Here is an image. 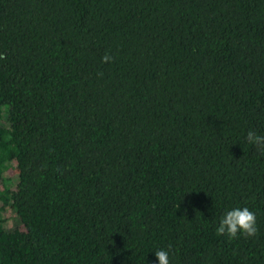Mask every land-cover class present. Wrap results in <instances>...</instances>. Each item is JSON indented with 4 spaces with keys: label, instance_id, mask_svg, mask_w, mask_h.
Returning a JSON list of instances; mask_svg holds the SVG:
<instances>
[{
    "label": "trees",
    "instance_id": "16d2710c",
    "mask_svg": "<svg viewBox=\"0 0 264 264\" xmlns=\"http://www.w3.org/2000/svg\"><path fill=\"white\" fill-rule=\"evenodd\" d=\"M249 130L264 0H0V264H264Z\"/></svg>",
    "mask_w": 264,
    "mask_h": 264
},
{
    "label": "clouds",
    "instance_id": "9594fccd",
    "mask_svg": "<svg viewBox=\"0 0 264 264\" xmlns=\"http://www.w3.org/2000/svg\"><path fill=\"white\" fill-rule=\"evenodd\" d=\"M103 61L110 62L111 56L106 54ZM246 141L250 145L264 149V135H259L254 130L247 132ZM257 231L256 214L246 206H236L226 210L216 226L217 235L227 236L229 239L240 236L255 237ZM154 254L156 264H170L169 250L160 249L155 251Z\"/></svg>",
    "mask_w": 264,
    "mask_h": 264
},
{
    "label": "rangeland",
    "instance_id": "374dc122",
    "mask_svg": "<svg viewBox=\"0 0 264 264\" xmlns=\"http://www.w3.org/2000/svg\"><path fill=\"white\" fill-rule=\"evenodd\" d=\"M4 218H6V227H15L19 222L18 217L12 209H8V211L4 214Z\"/></svg>",
    "mask_w": 264,
    "mask_h": 264
}]
</instances>
